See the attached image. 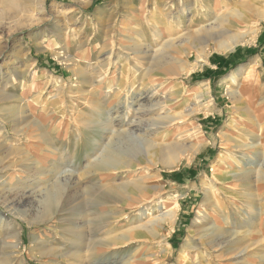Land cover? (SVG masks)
Wrapping results in <instances>:
<instances>
[{"label": "rangeland", "instance_id": "374dc122", "mask_svg": "<svg viewBox=\"0 0 264 264\" xmlns=\"http://www.w3.org/2000/svg\"><path fill=\"white\" fill-rule=\"evenodd\" d=\"M0 68V264H264V0H0Z\"/></svg>", "mask_w": 264, "mask_h": 264}, {"label": "bare ground", "instance_id": "6f19581e", "mask_svg": "<svg viewBox=\"0 0 264 264\" xmlns=\"http://www.w3.org/2000/svg\"><path fill=\"white\" fill-rule=\"evenodd\" d=\"M222 33H224V34H231V31L228 29V28H225V30L222 32ZM233 37V36H232ZM235 37V36H234ZM232 38L231 39V41H232V44H228V45H225V44H221L220 46H221V48H222V50H230V49H232L234 46H236L237 45V42H238V38ZM159 51V50H158ZM146 52V51H145ZM147 55H145V56H148L147 58H145L147 61H150V60H156L157 58H159L160 57V55L157 53V51L156 50H154L153 52L152 51H147ZM162 53V52H161ZM162 55V54H161ZM67 57V56H66ZM63 58V57H62ZM65 60H67L68 61V57L65 59ZM74 61V60H73ZM74 65H75V63H74ZM1 69L2 68H0V75H1ZM141 72H146L145 73V75H146V77H154V76H156L157 75V69H155V68H150V70L149 69H147V70H140ZM17 73V72H16ZM15 73V74H16ZM12 75L10 78V80L8 79V81L6 82V85H4V87H7V85H9V84H11V83H13L14 81H15V76L17 75ZM144 76V75H143ZM151 78H150V80H151ZM156 78V77H155ZM144 79V78H143ZM84 81H88V79H86V80H84ZM143 83V82H142ZM162 85H163V83H161ZM165 87V86H164ZM151 88H153V87H151ZM95 94V93H94ZM1 95H2V97H5V98H14V96H9L7 93H1ZM96 95H97V93H96ZM155 95V94H154ZM95 96V95H94ZM143 97V96H142ZM152 97H153V94H152ZM151 98V97H150ZM149 98V99H150ZM149 101H151V100H149ZM145 102H146V100H145ZM95 103V102H94ZM96 104V103H95ZM151 106H141L140 104L138 105L140 108H138L137 110H138V112H139V114L141 115V116H146V115H150V113L152 112V111H154V109H153V107H155L156 105H153V104H150ZM96 106L99 108V106L96 104ZM109 109V108H108ZM126 112V111H125ZM134 112H136V111H134ZM138 112H136V113H138ZM152 114V113H151ZM118 117V116H117ZM120 117V116H119ZM138 117V116H137ZM150 117V116H149ZM148 117V118H149ZM116 118V117H115ZM144 118V117H143ZM150 119V118H149ZM148 119V120H149ZM123 120V119H122ZM115 121H117V120H115ZM118 121H120V122H118ZM117 122H118V124H122V128H124L122 131H120V132H118V134H119V138H118V140L116 141V142H111L112 144L110 145H106V146H108V148H107V150H105V151H107V152H104V154H105V156H104V159H105V161H101V160H99L100 162H99V164H94L92 167L94 168V169H96V170H106V169H115L116 167H117V165H118V163L120 164V160L121 159H125V158H133V157H136L137 156V154L139 153V152H142L144 155H147L148 157H151L152 155L154 156V154L155 155H157V154H159V151H158V149H157V147L159 146L158 144H153L152 142H148L147 140H148V138L147 137H145V135L146 136H150L151 135V132H152V130L154 129V126L150 123L151 121L149 120V121H147V119H146V121L145 120H143V119H141L140 117H138V119L137 120H133L132 122H130L129 124H126V126H125V121H127V120H123V121H121V118H120V120H118ZM155 125V124H154ZM118 126V125H117ZM159 126H157V128H158ZM121 129V128H120ZM117 133V132H116ZM117 135V134H116ZM141 135H143L144 137H142ZM112 136V135H111ZM152 136H153V133H152ZM116 140V139H115ZM114 141V140H113ZM108 143H110V142H108ZM155 143V142H154ZM184 147V146H183ZM105 148V149H106ZM262 158V157H261ZM31 159V158H30ZM264 159V158H263ZM262 160V159H261ZM264 161V160H263ZM124 162H125V160H124ZM262 162V161H261ZM126 164V166H125V168L127 169V170H129L130 172H131V170L132 169H136V164H133V163H131V162H125ZM138 169V168H137ZM96 172H98V171H96ZM100 172V171H99ZM127 172V171H126ZM65 174V173H64ZM66 175V174H65ZM68 175V174H67ZM67 177V176H66ZM137 178V177H136ZM63 179V178H62ZM138 179V178H137ZM143 179V178H142ZM138 180H140V179H138ZM63 181V180H62ZM122 182V181H121ZM127 182V181H126ZM58 183V182H57ZM93 186V185H92ZM116 187H118V185H116ZM119 187H121L120 185H119ZM30 189H28V191H29ZM52 190H55V191H51V192H49L48 193V195H47V197H46V200H47V202H48V204L49 205H51L52 204V202H54L57 198H56V196L58 195V193L57 192H60L59 191V187H55V189H52ZM105 190V189H104ZM112 190V189H111ZM62 191V190H61ZM112 191H118L119 192V190L118 189H116L115 187H113V190ZM111 191V192H112ZM34 192V191H33ZM32 192V193H33ZM26 194V193H25ZM63 196V195H62ZM56 198V199H55ZM249 198V197H248ZM115 199H118L117 197L115 198ZM215 201V200H214ZM251 202V201H250ZM254 202V201H253ZM51 203V204H50ZM217 205V204H216ZM254 205V204H253ZM211 206V205H210ZM214 206V205H213ZM212 207V206H211ZM214 209H215V207H213ZM217 208L218 209H220V207L219 206H217ZM216 208V209H217ZM215 209V210H216ZM223 211V210H222ZM221 212V211H220ZM222 213V212H221ZM220 214V213H219ZM224 215V214H223ZM222 215V222L223 223H225V225L227 224V222H228V218H224L223 219V216ZM163 217H164V219L165 218H169V219H173L174 217H175V214H174V212H172V211H168V212H166L164 215H163ZM214 222H213V224L210 226V228H208L206 231H204V235H203V237L204 238H209V239H211V243H213V245H215V247H216V249L218 248V247H224V246H226V245H228L232 240H234V238H233V236H235V235H237V232L236 233H234V234H230V237H229V239L228 240H222L223 239V236H224V233H225V228H223L222 227V225H221V223H219L218 221V217H217V215H216V217H214ZM80 220V219H79ZM81 223V222H80ZM198 224V223H197ZM206 225V224H205ZM205 228V227H204ZM69 232V231H68ZM75 232V231H74ZM201 234V233H200ZM10 235V234H9ZM83 237V236H82ZM222 238V239H221ZM235 239H237L236 237H235ZM222 240V241H221ZM17 241V240H16ZM77 241H80V240H77ZM207 241V240H206ZM191 242V241H190ZM233 242V241H232ZM79 243V242H78ZM76 244L77 246H79V244ZM186 243V242H185ZM234 243V242H233ZM260 243V242H259ZM262 243V242H261ZM14 244V243H13ZM201 244V243H200ZM10 245V244H9ZM119 245V244H118ZM193 245V244H192ZM87 246V245H86ZM194 246V245H193ZM193 246H191L189 243H187V245L185 246L186 247V249H194V247ZM258 246H259V244H258ZM81 247H83V246H80L79 248L81 249ZM183 247V246H182ZM197 247V246H196ZM195 247V248H196ZM211 247V246H210ZM261 248L263 247V246H260ZM260 247H258V248H260ZM247 248V247H246ZM79 250V249H78ZM185 251V250H184ZM216 251H218V250H216ZM79 252H80V250H79ZM81 253V252H80ZM183 253V252H182ZM185 253V252H184ZM189 255V254H188ZM198 256V255H197ZM229 256V255H228ZM250 256H252V255H250ZM225 257V255L224 254H220V256H219V258H224ZM257 258L258 259H261L262 258V256H257ZM203 260V259H202ZM199 263V262H198ZM256 264V263H255Z\"/></svg>", "mask_w": 264, "mask_h": 264}]
</instances>
